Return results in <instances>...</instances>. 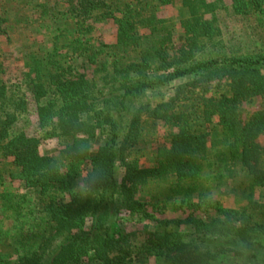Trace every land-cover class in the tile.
I'll return each mask as SVG.
<instances>
[{"label": "trees", "instance_id": "trees-1", "mask_svg": "<svg viewBox=\"0 0 264 264\" xmlns=\"http://www.w3.org/2000/svg\"><path fill=\"white\" fill-rule=\"evenodd\" d=\"M0 38V264H264V0H0Z\"/></svg>", "mask_w": 264, "mask_h": 264}, {"label": "rangeland", "instance_id": "rangeland-1", "mask_svg": "<svg viewBox=\"0 0 264 264\" xmlns=\"http://www.w3.org/2000/svg\"><path fill=\"white\" fill-rule=\"evenodd\" d=\"M176 8V7H174ZM173 11V9H172ZM171 12V10H170ZM231 30L232 31H238L235 27L231 26ZM238 33V32H237ZM16 44H20V42H15ZM0 50L3 54L4 60L6 61V58H8L9 56H13L16 55V51L13 50V48L8 45V43L4 40V38H0ZM264 107V103L260 98H255L251 101L245 102L241 105V112H242V118L243 120H245L246 118L250 117L252 114L262 110ZM156 135L157 137H161L163 136V126L162 124H158V126H156ZM31 131H33V127H30ZM221 201H223L225 206L229 205L228 199L221 198ZM203 211H198L195 214L196 215H200L202 216ZM188 214V211L185 210H176L174 208H167L162 215H155L158 219H167V220H174V219H184L186 218ZM152 264V263H151ZM226 264V263H225Z\"/></svg>", "mask_w": 264, "mask_h": 264}]
</instances>
